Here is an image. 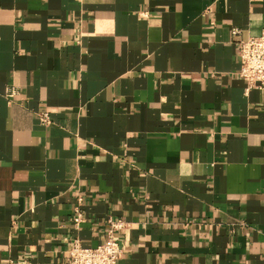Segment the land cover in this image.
Wrapping results in <instances>:
<instances>
[{
  "label": "crops",
  "instance_id": "crops-1",
  "mask_svg": "<svg viewBox=\"0 0 264 264\" xmlns=\"http://www.w3.org/2000/svg\"><path fill=\"white\" fill-rule=\"evenodd\" d=\"M230 27L264 0H0V264H67L108 216L119 264H264V89Z\"/></svg>",
  "mask_w": 264,
  "mask_h": 264
},
{
  "label": "built area",
  "instance_id": "built-area-1",
  "mask_svg": "<svg viewBox=\"0 0 264 264\" xmlns=\"http://www.w3.org/2000/svg\"><path fill=\"white\" fill-rule=\"evenodd\" d=\"M229 32L230 40L238 44V76L244 82V92L252 88L264 89V29L258 35L246 37L241 35L237 27H230ZM37 119L44 126L51 123L47 112L39 113ZM78 205L74 207L72 217V224L75 228L85 221ZM105 223L104 238L96 245L83 246L78 238L71 241L66 254L67 264H119L121 247L117 234L126 227L127 222L108 216Z\"/></svg>",
  "mask_w": 264,
  "mask_h": 264
}]
</instances>
